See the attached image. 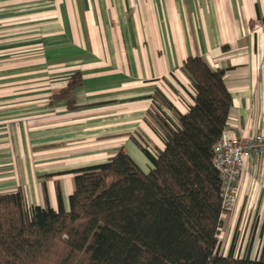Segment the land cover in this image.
Masks as SVG:
<instances>
[{"label": "crops", "instance_id": "obj_1", "mask_svg": "<svg viewBox=\"0 0 264 264\" xmlns=\"http://www.w3.org/2000/svg\"><path fill=\"white\" fill-rule=\"evenodd\" d=\"M189 55L224 70L225 132L264 130V0H0V192L21 188L27 205L56 208L57 184L67 209L72 170L121 147L148 171L133 137L163 146L149 111L157 90L187 110ZM75 72L73 105L50 103ZM223 220L229 239L252 240L256 255L264 155L247 159Z\"/></svg>", "mask_w": 264, "mask_h": 264}, {"label": "trees", "instance_id": "obj_2", "mask_svg": "<svg viewBox=\"0 0 264 264\" xmlns=\"http://www.w3.org/2000/svg\"><path fill=\"white\" fill-rule=\"evenodd\" d=\"M192 102L179 111L161 91L149 111L163 142L151 150L136 144L152 167L143 171L124 148L104 162L73 169L69 206L27 205L21 188L0 192V264H264L257 254L226 253L221 177L213 147L227 126L232 99L224 70L198 55L184 58ZM73 73L50 95L72 106L80 83Z\"/></svg>", "mask_w": 264, "mask_h": 264}, {"label": "built area", "instance_id": "obj_3", "mask_svg": "<svg viewBox=\"0 0 264 264\" xmlns=\"http://www.w3.org/2000/svg\"><path fill=\"white\" fill-rule=\"evenodd\" d=\"M225 131L214 144L212 156V163L221 177L223 217L234 203L237 181L247 159L253 154L264 155V130L252 135Z\"/></svg>", "mask_w": 264, "mask_h": 264}, {"label": "rangeland", "instance_id": "obj_4", "mask_svg": "<svg viewBox=\"0 0 264 264\" xmlns=\"http://www.w3.org/2000/svg\"><path fill=\"white\" fill-rule=\"evenodd\" d=\"M172 99V98H171ZM139 162V161H138ZM137 163V162H136ZM140 168H142L143 170L146 169L145 165L141 164L140 162L137 163ZM227 226L228 225H224L220 232H219V235H218V240H219V248H220V251L222 253H226L227 252V248L233 238V235L232 237H230L229 239V236L227 235ZM252 246V240L250 239H242V240H239L235 237V253L236 254H244L245 252H249L250 251V247Z\"/></svg>", "mask_w": 264, "mask_h": 264}]
</instances>
